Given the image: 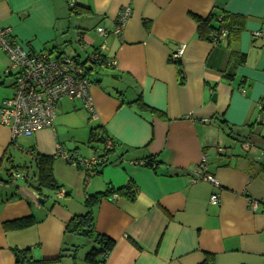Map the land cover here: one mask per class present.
Listing matches in <instances>:
<instances>
[{
	"label": "crops",
	"instance_id": "crops-1",
	"mask_svg": "<svg viewBox=\"0 0 264 264\" xmlns=\"http://www.w3.org/2000/svg\"><path fill=\"white\" fill-rule=\"evenodd\" d=\"M75 5L90 12L77 15ZM128 6L132 15L115 36L118 15ZM211 15L219 21L230 16L243 27L218 43L201 39L197 19ZM0 27L10 28L27 52L71 49L83 56L104 45L111 63L100 67L108 78L91 79L93 118L80 101L63 99L54 127L30 138L13 140L0 122V170L26 146L33 158L57 155L53 174L64 193L57 198L55 192L46 204L42 191L39 206L25 182L17 196L0 194V264H16L14 249H29L36 264H88L89 247L66 234L67 224L85 213L87 194L128 184L134 201L113 195L93 210L96 232L115 242L106 264H264V126L258 124L264 114V0H0ZM180 46L177 67L171 55ZM8 63L0 50V106ZM138 96L155 113L133 104ZM96 127L115 147L94 150L106 164L86 172L65 158L82 157L77 142L66 148L61 137L65 131L89 137ZM204 155L218 186L192 182ZM149 157L154 167L136 165ZM213 194L220 205L210 203ZM30 216L36 220L30 228L3 229Z\"/></svg>",
	"mask_w": 264,
	"mask_h": 264
},
{
	"label": "built area",
	"instance_id": "built-area-1",
	"mask_svg": "<svg viewBox=\"0 0 264 264\" xmlns=\"http://www.w3.org/2000/svg\"><path fill=\"white\" fill-rule=\"evenodd\" d=\"M73 6V5H72ZM132 15L131 7H124L117 18V23L112 31L115 36H120ZM97 33L108 37L103 28H97ZM227 35V31H221L212 39L218 43ZM261 33H255V37H261ZM80 46V38L77 39ZM84 51L86 46L81 45ZM0 50L8 58V67L5 75L13 77V95L2 101L0 106V122L9 127L12 139L18 137L30 138L35 133L45 129H52L57 118L58 104L63 99L80 101L83 109L91 118L95 116V109L91 97L93 82L90 78L91 69L105 67L111 63L103 62L105 46L84 52L83 56L68 54L59 51L31 53L25 51L12 37L10 28L0 27ZM184 46H180L172 55L171 61L177 63L183 54ZM264 107V100L261 108ZM258 124L264 126V114L259 118ZM110 140L105 144L106 150H112ZM245 150L251 148V144H243ZM59 152H62L58 149ZM222 152V149H219ZM67 162L74 167L86 172L92 171L99 165L106 163L104 156L95 154L90 159H78L65 157ZM262 158H259L261 161ZM136 165L146 166V161L136 162ZM21 178L20 174L12 173L11 182L15 183ZM207 182L218 186L215 177L209 173L208 157L204 155L199 165L193 171L192 182ZM64 197L62 190L58 191L57 198ZM212 205H220L218 194H213L210 199ZM251 208L256 210L258 204L251 203Z\"/></svg>",
	"mask_w": 264,
	"mask_h": 264
},
{
	"label": "trees",
	"instance_id": "trees-1",
	"mask_svg": "<svg viewBox=\"0 0 264 264\" xmlns=\"http://www.w3.org/2000/svg\"><path fill=\"white\" fill-rule=\"evenodd\" d=\"M74 13L77 15H85L90 11L84 7L79 5H75L73 8ZM218 24V26H216ZM237 27H235V26ZM243 27L242 22H234L232 21V17L225 16L220 21L216 20V18L211 15L207 18H198L197 19V31L198 35L201 39L212 41L215 35H220L221 31L225 30L231 35L233 32L240 30ZM245 55H241V61L245 60ZM107 58L103 57V62L106 61ZM177 65V63H174ZM180 65H177L179 67ZM95 69H91L93 72ZM179 77L183 80V72L179 69ZM139 106V108L143 111H150L155 113L154 109L148 107L144 102L141 96H138V99L133 102ZM107 140L112 142L113 148L115 147V143L107 137L102 130V127L92 128L89 136V144L91 145L94 142L106 144ZM57 159V155L46 156V155H36L33 158L35 164V173L32 176L29 175L28 166L22 167H12L14 173H18V170L23 169L27 172V175L23 178L24 182L30 190L35 191L39 195H42L43 190H50L54 192H58L62 189V186L59 185L53 174V167L55 160ZM147 165L149 167H154L156 161L153 157H149L146 160ZM106 163L102 164L105 165ZM12 169L7 171L8 180L0 179V183L11 184V175ZM91 178L90 174L86 175L85 181ZM113 195H120L127 197L129 200L134 201L136 191L134 189L133 184H128L125 187L115 189L113 187H109L104 192L87 194L84 202L85 213L81 215L74 216L71 221L67 224L66 234L81 236L90 240L96 244V247H93L89 253L85 257V261L88 264H106L107 256L110 252L113 251L115 247V242L99 233L96 232L95 229V218L93 210L94 208L105 199L111 198ZM36 224V220L33 216L17 219L14 221L6 222L3 224V229L5 231H19L32 227ZM13 253L15 255L16 264H36V261L33 259L31 252L29 249L27 250H18L14 249ZM101 257V258H99ZM203 264H211V261L208 259Z\"/></svg>",
	"mask_w": 264,
	"mask_h": 264
},
{
	"label": "rangeland",
	"instance_id": "rangeland-1",
	"mask_svg": "<svg viewBox=\"0 0 264 264\" xmlns=\"http://www.w3.org/2000/svg\"><path fill=\"white\" fill-rule=\"evenodd\" d=\"M68 54L71 53V49H68V51H66ZM84 58V56H83ZM8 67V66H7ZM7 69V68H6ZM5 69V71H6ZM97 72H93L91 73L90 78L91 79H97L99 77H106L108 78L107 75H109V71L107 69H103L100 70V68L98 67ZM5 71L3 74V79L6 81V85L4 87V92H5V98H10L13 95V89L11 88V84H13V77H8L7 75H5ZM100 71V72H99ZM99 72V73H98ZM7 76V78H6ZM2 87V86H0ZM75 123L80 124V120L78 119L77 121H75ZM75 136V141L72 139V137ZM88 136L86 137V135L77 133L76 135L70 133L69 131H65L61 137V141L64 142V145L66 148H69V146L71 144H76L77 142V146L79 147V152L82 155L81 158L78 159H90L93 156V152L94 150H96L98 153H102L103 152V145L101 143H97L94 142L91 145L88 142ZM233 142V140H232ZM235 145H236V151H239V153L241 152V147L240 144L237 141H234ZM28 146L25 147L24 150L20 151L17 150L15 157L13 158V160L8 159V162L5 164V166L2 168V170H0V178H2L3 180H8L9 178L7 177V172L6 170H10L12 169V167H22V166H28L30 167V176H32V174L35 173V164L33 161V157L32 155H30L29 153H27L26 151L28 150ZM15 170L12 169V172L14 173ZM18 174H20L21 178H19L17 180V182L15 183H11V184H6V186H3L2 188H0V194H4V192L9 191V192H13L14 194H16L17 196V191L19 192V189L21 188V184L24 182V177L27 175V172L23 169L18 170ZM43 194L47 197V203L49 204L53 198H54V191H50V190H43ZM81 237V236H80ZM82 240L81 246L80 247H89L88 249L91 250L93 247H96V244L93 242V240L81 237L79 238Z\"/></svg>",
	"mask_w": 264,
	"mask_h": 264
},
{
	"label": "water",
	"instance_id": "water-1",
	"mask_svg": "<svg viewBox=\"0 0 264 264\" xmlns=\"http://www.w3.org/2000/svg\"><path fill=\"white\" fill-rule=\"evenodd\" d=\"M214 100H215V95H214ZM32 195H33V198H34V203L37 206H39V205H41V204H43L45 202V200L42 197H40V195L38 193H36L35 191H34V193H32Z\"/></svg>",
	"mask_w": 264,
	"mask_h": 264
}]
</instances>
